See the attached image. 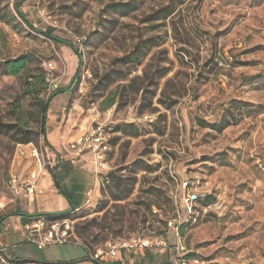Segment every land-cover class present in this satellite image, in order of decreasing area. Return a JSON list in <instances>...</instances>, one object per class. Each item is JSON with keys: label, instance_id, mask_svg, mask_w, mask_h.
<instances>
[{"label": "rangeland", "instance_id": "1", "mask_svg": "<svg viewBox=\"0 0 264 264\" xmlns=\"http://www.w3.org/2000/svg\"><path fill=\"white\" fill-rule=\"evenodd\" d=\"M20 58L17 75L0 66V204L35 150L94 171L99 128L108 171L85 208L23 227L52 243L0 250V264H95L85 247L139 241L144 255L101 264H264V0H0V63Z\"/></svg>", "mask_w": 264, "mask_h": 264}, {"label": "crops", "instance_id": "2", "mask_svg": "<svg viewBox=\"0 0 264 264\" xmlns=\"http://www.w3.org/2000/svg\"><path fill=\"white\" fill-rule=\"evenodd\" d=\"M60 154L62 151L55 149L49 167L46 166L40 180L43 191L41 194L29 195L24 191L12 202L7 203L3 220L0 222V249L9 250L17 244L29 242L23 227L33 225L36 221L29 222L19 214L72 213L85 208L89 201L98 198L99 178L94 173L93 167L81 161H71L69 156L64 153L60 156ZM27 163L29 164L24 163L20 169L21 173L17 176L26 177L36 169V161L31 160ZM40 221L42 219L38 220ZM7 230L10 233H6ZM140 252L144 255V251ZM123 255L126 256L125 252L121 253L117 260L123 262ZM171 261L174 262V259Z\"/></svg>", "mask_w": 264, "mask_h": 264}, {"label": "built area", "instance_id": "3", "mask_svg": "<svg viewBox=\"0 0 264 264\" xmlns=\"http://www.w3.org/2000/svg\"><path fill=\"white\" fill-rule=\"evenodd\" d=\"M99 132V133H98ZM98 132H94L93 134H90L88 138L92 139L94 145H93V152L96 154V160L94 163V172L97 175H102L106 171H108V164L105 161V156L107 152V143L105 142V138L103 136V133L101 132V128H99ZM83 138H80L78 141L74 142L71 145V148L76 149L79 148L81 145H83ZM101 149V152L99 150ZM84 150V149H83ZM78 154V156L82 153V151ZM32 156L36 158V169L32 171L27 177H20L17 175H12L10 180V190L12 192V198L10 199V202H12L15 198L20 196L24 191L29 195H35L36 193L41 194L42 188L40 187V180L41 177L46 169L45 165L43 164L42 160L40 159L37 150L32 152ZM189 182L183 183V188H188ZM201 199L200 194L198 193L197 189H191L190 192H188L185 197L182 198L183 205L189 210V213H192L194 205H196L197 202H199ZM90 201L88 202V204ZM5 204H0V211L5 209ZM79 210H76L75 212H78ZM43 221H40L38 223H35L33 225H28L25 227L26 230H32L34 228H38L39 226H43ZM169 226L172 227L177 235H178V229L179 227L175 224L172 226V223H169ZM66 235V234H64ZM64 235L61 238H58L54 243L62 244ZM32 236V235H31ZM29 242H32L37 245L39 250H43L47 244L52 243V234L50 237L45 236L44 238L40 240H35L33 237L27 238ZM149 247V242L145 241H139V243H135L134 245H129L127 243H121V244H112L109 243L106 245L105 249H98V250H91L89 247H85L87 250V257L98 261L99 263H106L109 261L117 260L121 253L128 252L132 249H139L143 251L144 249ZM174 252L176 254H181L185 247L182 244L175 245ZM1 251H6L5 249H0ZM175 264H187L185 261H178L177 259H174Z\"/></svg>", "mask_w": 264, "mask_h": 264}, {"label": "trees", "instance_id": "4", "mask_svg": "<svg viewBox=\"0 0 264 264\" xmlns=\"http://www.w3.org/2000/svg\"><path fill=\"white\" fill-rule=\"evenodd\" d=\"M21 2H24V0H21ZM19 4L16 7V9H17V12H18L20 18L32 30L37 31V29H35L33 27V25L31 24V22L27 19V17L25 16V14L22 11L19 10ZM39 33L43 34L47 38L52 39L53 41H55L57 43L65 44L66 46L71 47L74 50V52L76 54H78V50L76 49V47L70 41H63V40L59 39L58 37H54L50 33H47V32L46 33H43V32H40L39 31ZM0 66H2L10 75H17L20 71H22L25 68V61L22 58H20V59L14 60V61H5L4 63H0ZM78 73H79V71H78ZM32 85H33L32 83H28V86H32ZM66 90L67 89L57 90L54 94H61V93L65 92ZM47 112H48V105L45 104L44 107H43V109H42V125H41V130L44 133L46 131ZM67 214H70V212L48 213V214H38V215H26V214H23L22 213V214H19V215L20 216H23L24 219H27V220H29V222H31V221L41 220L42 218H57V217H62V216H65ZM146 250L147 249H144L143 251H146Z\"/></svg>", "mask_w": 264, "mask_h": 264}, {"label": "water", "instance_id": "5", "mask_svg": "<svg viewBox=\"0 0 264 264\" xmlns=\"http://www.w3.org/2000/svg\"><path fill=\"white\" fill-rule=\"evenodd\" d=\"M83 261H88V262H92V263H95V264H101V263H99L98 261H95V260H92V259L88 258L87 256H86V258H85ZM38 263H39V262H37V264H38ZM39 264H46V263H39ZM162 264H175V263L172 262V261H166V262H164V263H162Z\"/></svg>", "mask_w": 264, "mask_h": 264}]
</instances>
